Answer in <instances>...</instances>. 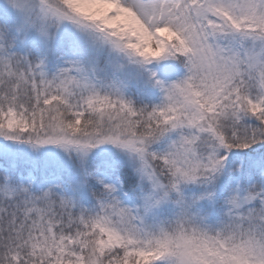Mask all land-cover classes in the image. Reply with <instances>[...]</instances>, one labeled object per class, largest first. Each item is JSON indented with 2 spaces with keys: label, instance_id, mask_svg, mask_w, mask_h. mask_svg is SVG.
<instances>
[{
  "label": "snow or ice",
  "instance_id": "1",
  "mask_svg": "<svg viewBox=\"0 0 264 264\" xmlns=\"http://www.w3.org/2000/svg\"><path fill=\"white\" fill-rule=\"evenodd\" d=\"M0 264H264V0H0Z\"/></svg>",
  "mask_w": 264,
  "mask_h": 264
}]
</instances>
